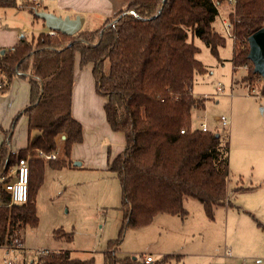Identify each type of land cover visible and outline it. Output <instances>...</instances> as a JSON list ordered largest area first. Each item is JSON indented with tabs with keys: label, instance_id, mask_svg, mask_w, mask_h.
Returning a JSON list of instances; mask_svg holds the SVG:
<instances>
[{
	"label": "trees",
	"instance_id": "1",
	"mask_svg": "<svg viewBox=\"0 0 264 264\" xmlns=\"http://www.w3.org/2000/svg\"><path fill=\"white\" fill-rule=\"evenodd\" d=\"M226 1L130 0L95 29L73 35L40 31L20 37L12 48H0V94L15 77L26 78L29 86L28 103L13 118L16 123L25 117L26 144L14 153L12 130L0 128L4 134L0 176L18 158L29 163L26 202L0 206V246L20 239L25 225H36L35 198L44 163L74 166L72 147L82 142L83 129L72 112L73 86L76 70L87 65L95 90L104 99L106 122L124 139L123 149L112 157L108 151L106 159V168L119 180L123 219L119 237L103 251L105 264H115L113 248L126 227L147 223L158 213L185 215L186 197L200 201L210 217L216 206L230 201L228 142L216 130L194 127L193 110L203 109L206 98L192 93L194 75L207 69L196 57L200 50L191 38H199L218 57L226 38L215 30L214 22ZM15 5V0H0V6ZM37 9L31 2L35 18ZM230 9L233 68L246 69L242 82L259 79L256 93L264 96V78L253 71L247 57V37L264 27V0H234ZM61 135L62 156L46 158L56 152ZM251 187L239 183L231 192ZM1 194L7 201V194ZM70 236L61 229L54 231L55 238ZM24 251L21 248L20 253ZM29 257L22 264H96L94 256L76 258L68 249L35 250Z\"/></svg>",
	"mask_w": 264,
	"mask_h": 264
},
{
	"label": "rangeland",
	"instance_id": "2",
	"mask_svg": "<svg viewBox=\"0 0 264 264\" xmlns=\"http://www.w3.org/2000/svg\"><path fill=\"white\" fill-rule=\"evenodd\" d=\"M220 19L218 16L214 28L226 41L218 57L199 38H191L200 50L196 57L207 69L193 77L192 93L206 98L203 109L193 110V125L200 127L204 122L228 142L229 199L244 210L219 205L210 217L200 201L186 197L185 215L158 213L147 223L126 227L113 248L115 264L142 261L147 254L152 257L151 264H264V229L252 217L264 224V150L258 145L259 140L264 142V130L260 131L264 96L247 89V85L259 89V79L240 81L246 69L234 70L233 41L219 25ZM21 79L27 85V79ZM220 116L227 118L226 125H222ZM94 128L91 122H84L83 140L72 147L71 157L80 161V166L55 168L48 161L44 163L35 198L37 223L21 229L22 247L31 256L39 249H68L73 257L94 256L96 264H105L103 251L119 237L121 190L116 174L106 168V159L108 151L112 157L123 149V135ZM26 137V119L21 116L10 144L23 146ZM62 139L57 140L56 157L62 156L58 151ZM235 182L256 188L240 192L233 200L231 187ZM58 229L70 233V240L55 238ZM18 254L9 256L30 258Z\"/></svg>",
	"mask_w": 264,
	"mask_h": 264
},
{
	"label": "crops",
	"instance_id": "3",
	"mask_svg": "<svg viewBox=\"0 0 264 264\" xmlns=\"http://www.w3.org/2000/svg\"><path fill=\"white\" fill-rule=\"evenodd\" d=\"M15 6H0V48H12L19 40L20 37L38 33L40 31L48 32V29L44 21L41 18H35L34 14L30 11L31 2L38 7L37 10H44L53 12L56 15L73 18L76 15L83 16V24L87 30H92L99 27L103 21L107 18L114 17L119 11L125 9L130 0H15ZM230 6L227 1L221 3L219 6V16L221 19L227 18L230 12ZM222 16V17H221ZM95 19L98 22L92 23ZM220 19V21H221ZM219 25H222L219 24ZM221 27V26H220ZM84 28V29H85ZM82 29V28H81ZM233 52V51H232ZM22 91L19 93V90ZM87 95V97H85ZM29 99V86L21 78H14L7 92L0 94V128L13 129L14 132L15 122H13L14 116L27 105ZM264 104V101H263ZM104 99L100 97L95 90V82L91 75V66L87 65L83 69L76 70L75 81L73 86V105L72 112L75 118H77L84 129V122H91L95 130L104 128L108 132L110 130L104 116L103 111ZM264 112V107H263ZM208 128V127H207ZM0 129V143L4 139V134ZM107 129V130H106ZM264 130V123H262L261 133ZM259 133V134H261ZM84 136V135H83ZM63 135L60 136V140ZM58 140V139H57ZM63 139L62 146L59 148V154L63 151ZM27 142V137H26ZM25 142V144H26ZM124 142V139L122 140ZM15 144V140L13 141ZM24 144V145H25ZM23 145V146H24ZM258 145L264 150V142L259 140ZM18 145L12 146L11 150H17L23 147ZM73 150V149H72ZM74 160V157H71ZM75 161V160H74ZM235 184V185H234ZM237 186L239 183H234ZM243 184V183H240ZM233 186V187H234ZM245 187L252 186L249 189H244L238 192H232L233 200L236 199L240 192L247 190H254V185H243ZM231 187V189L233 188ZM226 207H234L236 210L242 209L240 205L235 204L231 200L224 205ZM244 210V209H242ZM251 213L250 211H247ZM256 222L261 223L264 229V224L260 222L255 216L252 215ZM259 225V224H258ZM25 250V248H24ZM18 255L28 256L30 252L24 251ZM145 256H151L149 254ZM144 257V256H143ZM189 264H197L195 262Z\"/></svg>",
	"mask_w": 264,
	"mask_h": 264
},
{
	"label": "built area",
	"instance_id": "4",
	"mask_svg": "<svg viewBox=\"0 0 264 264\" xmlns=\"http://www.w3.org/2000/svg\"><path fill=\"white\" fill-rule=\"evenodd\" d=\"M229 5L234 4V0H227ZM222 27L224 31L230 36L231 34V24L227 18L221 19ZM50 35H55L57 32L54 30H49ZM219 88V84L217 86ZM253 87L247 86L249 93H255L256 91L252 89ZM219 120L222 125H226L227 118L220 116ZM202 130H206L207 126L203 122L200 124ZM39 154L44 155L42 152ZM46 158H55L54 153L45 155ZM28 181H29V163L27 158H18L13 166H11L6 175L0 176V206L11 205V204H21L26 202L28 198ZM1 193L7 194L8 200L4 201V197ZM12 245H2L0 246V261L1 264H22L23 260L11 258L10 254L20 253L22 247V239L16 237ZM44 249L37 250L38 252ZM143 261L149 263L152 261L151 256H144Z\"/></svg>",
	"mask_w": 264,
	"mask_h": 264
},
{
	"label": "water",
	"instance_id": "5",
	"mask_svg": "<svg viewBox=\"0 0 264 264\" xmlns=\"http://www.w3.org/2000/svg\"><path fill=\"white\" fill-rule=\"evenodd\" d=\"M160 11L161 8H159L158 13ZM35 14L44 21V24L48 29L66 35H73L77 33L82 28L84 20L83 16L80 15H76L71 18L68 15H56L53 12L44 10H36ZM247 42L249 46L247 57L253 64V71L259 73L264 78V27H261L251 33L247 37ZM73 165L80 166L81 162L75 160L73 161Z\"/></svg>",
	"mask_w": 264,
	"mask_h": 264
}]
</instances>
